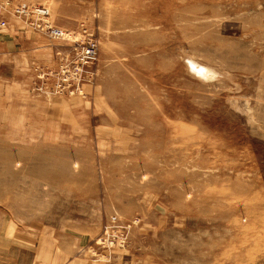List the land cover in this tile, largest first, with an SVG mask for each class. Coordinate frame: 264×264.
<instances>
[{
	"label": "rangeland",
	"instance_id": "rangeland-1",
	"mask_svg": "<svg viewBox=\"0 0 264 264\" xmlns=\"http://www.w3.org/2000/svg\"><path fill=\"white\" fill-rule=\"evenodd\" d=\"M6 2L100 50L3 11L0 264H264V0Z\"/></svg>",
	"mask_w": 264,
	"mask_h": 264
},
{
	"label": "built area",
	"instance_id": "built-area-1",
	"mask_svg": "<svg viewBox=\"0 0 264 264\" xmlns=\"http://www.w3.org/2000/svg\"><path fill=\"white\" fill-rule=\"evenodd\" d=\"M4 10L18 18L30 20L38 31L52 39L69 41L67 43L69 49L63 52H71L73 55L60 65L56 72L59 77L53 90L56 93L55 89H58L71 94L74 91H81L86 78L91 75L88 66L98 59L100 50L98 42L91 36L83 42L78 41L75 33L73 34L67 28L58 26L51 21V11L44 5L24 3L12 5L10 2L0 5V31L8 25V21L3 15ZM72 38H74L73 41H71Z\"/></svg>",
	"mask_w": 264,
	"mask_h": 264
}]
</instances>
